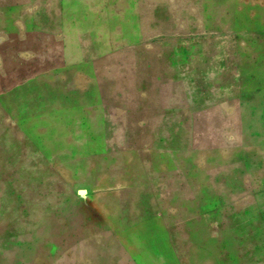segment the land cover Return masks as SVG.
Instances as JSON below:
<instances>
[{
    "label": "rangeland",
    "instance_id": "rangeland-1",
    "mask_svg": "<svg viewBox=\"0 0 264 264\" xmlns=\"http://www.w3.org/2000/svg\"><path fill=\"white\" fill-rule=\"evenodd\" d=\"M167 2L142 8L139 40L132 25L119 40L122 69L92 54L113 50L112 24L89 25L97 39L62 23L59 36L57 0H0V264H239L250 233L217 215L198 168L217 154L188 152V121L168 115L186 75L168 50L191 41L168 33ZM159 160L173 184L151 172Z\"/></svg>",
    "mask_w": 264,
    "mask_h": 264
},
{
    "label": "crops",
    "instance_id": "crops-1",
    "mask_svg": "<svg viewBox=\"0 0 264 264\" xmlns=\"http://www.w3.org/2000/svg\"><path fill=\"white\" fill-rule=\"evenodd\" d=\"M57 1L59 14L54 23L59 24V36L62 23L74 25L80 38L94 34L97 39L100 28L89 25H123L108 26L112 38L118 40L112 43L113 50L92 52L95 58L105 57L106 67L116 61L122 69L131 50H125L126 43L119 40L129 39L126 33L131 25L133 39L139 40L142 8L150 13L157 6V0ZM167 4L168 33L172 34L174 24L182 40L191 41L179 50H168L169 69L186 72L181 97L168 98V115L188 121L193 134L188 152L217 154L198 168L207 174V184L217 199V215L225 216L227 225H244L250 233L239 264H264V59L258 65L257 58L264 57V0H168ZM76 49L73 44L66 50L73 54ZM134 52V62L139 64L140 50ZM257 71L262 73L259 79L254 75ZM253 76L259 86L249 88L243 82ZM104 114H109L108 109ZM164 163L151 164L155 167L151 172L158 174L161 183L173 184L171 163L169 168ZM185 192L179 194L187 200ZM166 197L170 199L168 193ZM203 198L197 195L196 199ZM38 243L35 255L41 248Z\"/></svg>",
    "mask_w": 264,
    "mask_h": 264
},
{
    "label": "water",
    "instance_id": "water-1",
    "mask_svg": "<svg viewBox=\"0 0 264 264\" xmlns=\"http://www.w3.org/2000/svg\"><path fill=\"white\" fill-rule=\"evenodd\" d=\"M78 194L79 195H84L85 194V191H79Z\"/></svg>",
    "mask_w": 264,
    "mask_h": 264
}]
</instances>
